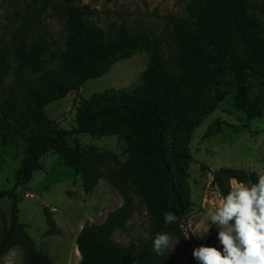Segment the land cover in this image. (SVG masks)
I'll list each match as a JSON object with an SVG mask.
<instances>
[{"label":"rangeland","instance_id":"rangeland-1","mask_svg":"<svg viewBox=\"0 0 264 264\" xmlns=\"http://www.w3.org/2000/svg\"><path fill=\"white\" fill-rule=\"evenodd\" d=\"M43 2L0 0V191L14 187L28 136L38 129L43 116L58 128L71 131L76 126V108L82 99L137 88L153 61L171 78L185 75L179 37L192 30L199 13L217 5V0H54L37 29L23 33L25 22ZM245 5L243 20L249 32L264 41V0H247ZM235 32L231 39L236 61L245 71L250 99L260 103L261 117L248 120L237 107L235 65L221 54L208 78L195 84L201 86L213 78L217 83L214 93L181 114L183 128L179 138H185L192 157L186 194L193 208L182 226L184 233L188 232V245L172 240L177 264H190L195 248L207 239L213 238L216 247L222 249L215 225L203 238L192 233L207 227L208 210L220 203L221 195L212 184L213 172L220 168L264 172V57L254 53ZM78 35H85L101 46L123 41H129L131 46L105 72L91 78H87L90 73L79 76L63 73L61 85L67 91L66 97L40 108L38 102L46 93L41 69L63 71ZM12 103L25 112L18 122L8 120ZM76 147L94 156L111 155L107 162H99L103 177L90 194L84 192L80 175L70 166L69 152ZM136 148L133 133L105 138L89 134L69 136L66 151L53 150L43 156L41 170L29 184L17 188L20 220L27 225V232L38 248L46 242L45 251L54 264H66L67 257H81L76 241L82 229L103 224L109 213L125 204L126 198L108 177L136 157ZM133 170L145 187L154 186L146 166L137 163ZM28 191L35 198H25ZM153 193L158 195L157 190ZM128 196L133 213L125 230L116 232L113 241L137 247L152 236L154 223L145 197L133 193ZM159 198L163 204V198ZM11 206V200H0V209L8 221ZM46 211L60 235L46 236L49 228ZM3 227L0 213V231ZM12 250L17 257H23L21 248Z\"/></svg>","mask_w":264,"mask_h":264},{"label":"trees","instance_id":"trees-1","mask_svg":"<svg viewBox=\"0 0 264 264\" xmlns=\"http://www.w3.org/2000/svg\"><path fill=\"white\" fill-rule=\"evenodd\" d=\"M43 5L22 28L23 33L37 29L42 16L49 9L50 2ZM247 0H217V5L199 13L198 22L192 30L179 37L180 60L185 75L171 78L165 75L160 64L153 61L150 68L142 75L139 86L133 90L105 92L91 99H82L76 108V126L71 130L60 129L46 117L38 123V129L28 136L25 158L16 173V182L11 190H1L0 200L12 201L10 219L1 211L4 227L0 231V261L5 253L14 247L21 248L24 264H54L45 251L46 242L38 248L27 232V225L20 220L19 197L17 188L29 184L34 174L41 170V158L55 150H66V139L72 135L89 134L97 138L133 133L137 143V155L129 159L118 173L109 175L110 183L126 198L125 204L108 214L101 225L85 226L77 238V248L82 257L79 264H177L173 251L158 256L152 250V241L159 232H168L183 246L188 245L183 231V221L192 212L193 204L186 194L189 179L191 155L186 148L185 138L179 133L183 128L182 113L202 104L206 97L214 93L215 83L198 80L208 78L215 62L221 54L228 56L235 65L236 105L246 114L248 120L261 117L260 103L249 97L244 69L236 61V51L232 37L238 32L240 39L257 55L264 57V41L251 34L245 21V3ZM74 26V25H73ZM78 27V26H75ZM78 29V28H77ZM82 33L81 31L79 32ZM131 46L129 41L121 44L101 46L85 35H78L70 48L63 71L43 72L42 85L45 98L38 102L40 108L64 99L67 91L63 89L62 74L79 76L90 73L96 76L105 72L122 52ZM86 78V79H87ZM8 109V120L18 122L25 114L14 108ZM111 155H92L79 147L69 152L70 166L80 175L86 194L94 191L103 177L99 162H107ZM140 163L146 166L154 186L147 188L137 178L133 167ZM255 171L220 168L213 172V186L222 196L229 190L230 178L242 182L256 180ZM158 195H154V191ZM129 193L142 195L147 201L154 223V232L147 241L137 247H125L116 244L113 236L124 231L132 216ZM163 198V204L159 202ZM173 212L178 220L165 226L164 213ZM49 226L46 236H58L56 223L46 211ZM214 239H207L201 245L215 246ZM190 264H198L191 258Z\"/></svg>","mask_w":264,"mask_h":264},{"label":"clouds","instance_id":"clouds-1","mask_svg":"<svg viewBox=\"0 0 264 264\" xmlns=\"http://www.w3.org/2000/svg\"><path fill=\"white\" fill-rule=\"evenodd\" d=\"M229 190L221 196L220 203L207 212L209 224L200 232H192L203 238L212 225L218 231L222 249L201 245L192 255L198 264H264V172L256 173V180L242 182L230 178ZM178 217L165 212V226L175 224ZM188 238V232L185 234ZM173 237L159 232L152 241V250L164 256L173 250ZM17 253L10 249L2 257V264H16Z\"/></svg>","mask_w":264,"mask_h":264},{"label":"crops","instance_id":"crops-1","mask_svg":"<svg viewBox=\"0 0 264 264\" xmlns=\"http://www.w3.org/2000/svg\"><path fill=\"white\" fill-rule=\"evenodd\" d=\"M16 248V247H14ZM13 249V248H12ZM22 262V264H24V258L23 257H17V262ZM82 260V257H67V262L66 264H79ZM0 264H2V260L0 261Z\"/></svg>","mask_w":264,"mask_h":264},{"label":"built area","instance_id":"built-area-1","mask_svg":"<svg viewBox=\"0 0 264 264\" xmlns=\"http://www.w3.org/2000/svg\"><path fill=\"white\" fill-rule=\"evenodd\" d=\"M24 196L27 199H33V198H35V195L33 193L29 192V191L26 192Z\"/></svg>","mask_w":264,"mask_h":264}]
</instances>
